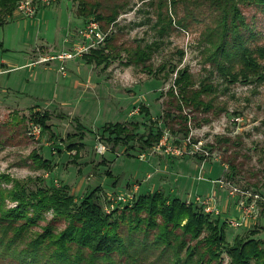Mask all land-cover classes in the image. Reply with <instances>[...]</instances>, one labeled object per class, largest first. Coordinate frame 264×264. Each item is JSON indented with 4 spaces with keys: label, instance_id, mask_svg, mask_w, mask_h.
Instances as JSON below:
<instances>
[{
    "label": "rangeland",
    "instance_id": "374dc122",
    "mask_svg": "<svg viewBox=\"0 0 264 264\" xmlns=\"http://www.w3.org/2000/svg\"><path fill=\"white\" fill-rule=\"evenodd\" d=\"M27 1L0 26V187L13 186L3 176L30 190L66 185L77 204L98 188L97 202L105 213L129 205V195L157 190L203 211L201 202L208 198L210 219L219 220L226 237L221 264H229L226 248L235 237L264 240V80L250 74L248 81L231 84L209 59L219 40L215 22L230 4L242 16L237 20L240 39L252 49L264 46V6L241 0H174L169 5L166 0L168 9H160L159 0H86L96 4V14L118 11L107 24L94 15L80 16L75 0ZM160 10L174 19L161 39ZM87 20L100 28V43L82 33ZM232 36L231 31L225 35L229 47ZM107 39L114 46L111 52L120 56L106 67L86 63L82 55L103 48ZM155 40L160 47L145 65L162 68L156 76L142 64L127 65L128 49ZM261 63L264 67V59ZM184 68L194 88L203 82L215 86L217 92L201 97L211 106L208 111L181 102L175 87L173 94L169 91ZM44 111L49 129L30 119ZM75 120L85 130L81 141L72 136L79 131ZM130 122L138 123L136 133L143 140L158 129L163 136L146 147L138 138L116 142L103 131L105 124ZM77 142L82 149L76 157L68 146ZM33 151L51 162L50 170L34 166ZM45 218L34 231L49 221L58 230L65 227L63 221H52L50 213ZM253 230L259 232L253 236ZM143 257L138 264H174L170 254L158 258L145 251ZM46 258L37 263L26 258L24 264H45ZM16 263L10 255L0 257V264Z\"/></svg>",
    "mask_w": 264,
    "mask_h": 264
},
{
    "label": "trees",
    "instance_id": "16d2710c",
    "mask_svg": "<svg viewBox=\"0 0 264 264\" xmlns=\"http://www.w3.org/2000/svg\"><path fill=\"white\" fill-rule=\"evenodd\" d=\"M22 1L24 0H0V26L7 22ZM75 1L79 2L77 12L80 16L94 15L98 21L104 20L107 24L114 22L118 16L117 10H113L110 15L96 14L95 3L90 4L86 0ZM241 1L264 6V0ZM174 2L171 0L169 5H174ZM158 4L160 9H168L166 0H159ZM172 16V13L167 11H158L159 39L167 34L174 24ZM228 16H231L230 26L227 23ZM241 19L236 5L230 4L228 10L227 7L223 9V16L215 22L219 28L216 30L219 40L213 43L214 50L209 58L215 61V70L231 84L241 79L248 81L250 74L255 75L259 81L264 80V67L261 63L264 59V46L252 49L240 39L237 20ZM229 31L233 33L230 47L225 40ZM108 39L103 48H93L82 55L86 63L106 67L120 56L111 52L114 46L107 43ZM160 44L159 40H155L143 47L128 49L127 65L142 64L144 71L156 76L162 68L156 70L145 63L158 51ZM194 86L192 75L184 68L177 71L169 91L173 94L175 87L181 102L208 111L211 106L201 97L217 92L215 86L209 82H203L199 88ZM140 111L148 114V109L143 106ZM30 119L35 125L49 129L48 112H35ZM75 121V127L79 131L72 136L78 135L77 138L81 141L85 130L78 120ZM137 128L138 123L134 122L108 123L103 126V131L114 135L116 142L127 144L138 138L146 147L158 143L163 136L162 130L158 129L155 134L149 133L143 140L144 136L136 133ZM68 149H75L77 157L82 143L69 145ZM29 157L37 168L50 170L52 167L51 162L42 158L36 151ZM228 165L234 170L231 162ZM3 178L11 181L13 186L10 189L0 187V257L10 255L17 259L16 264L26 263V258H29L30 263H37L45 256V264H121V261L126 264H138L146 257H143L145 251L157 255L158 258L170 254L174 264H221L222 248L227 243L219 220H211V216L199 206L178 197H168L157 190L138 196L131 205L122 209L105 213L97 202L98 188L77 204L74 196L68 193L66 185L30 190L22 182L10 180L5 176ZM7 201L14 205L7 207ZM48 213L52 214V221H63L65 227L58 230L56 225L49 221L41 226V231H34L41 221L46 220ZM258 232L253 230L251 234L254 236ZM203 234L205 235L201 238ZM29 236L30 239L25 240ZM17 243H22L23 247L14 249L13 246ZM226 255L229 264H264V240H244L237 236L233 243L227 246Z\"/></svg>",
    "mask_w": 264,
    "mask_h": 264
},
{
    "label": "built area",
    "instance_id": "2783aa9c",
    "mask_svg": "<svg viewBox=\"0 0 264 264\" xmlns=\"http://www.w3.org/2000/svg\"><path fill=\"white\" fill-rule=\"evenodd\" d=\"M24 4L29 5L30 1L24 0V1L20 2L19 6L21 7ZM81 31L85 36H87L89 38H92L91 36L97 37L99 39L98 43H100V40H102V39L104 40V37L102 36L101 31H100V28L96 25V22L94 20H87V23L85 24V26L83 27V29ZM64 55H67V54H63V56H60V57H64ZM128 197H129L128 203H129V205H131L135 198L133 195H129ZM201 205L204 206L205 212L208 213V212L213 211L211 206H210V201L208 198L205 200H202ZM231 225L236 226L237 224L232 222Z\"/></svg>",
    "mask_w": 264,
    "mask_h": 264
}]
</instances>
